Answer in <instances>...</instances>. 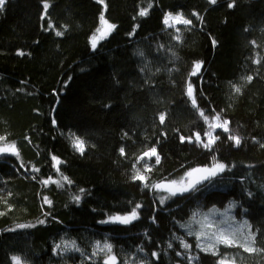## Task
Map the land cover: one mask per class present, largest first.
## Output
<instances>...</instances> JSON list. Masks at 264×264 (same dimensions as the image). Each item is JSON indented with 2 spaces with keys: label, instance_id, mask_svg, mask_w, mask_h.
I'll return each mask as SVG.
<instances>
[{
  "label": "trees",
  "instance_id": "16d2710c",
  "mask_svg": "<svg viewBox=\"0 0 264 264\" xmlns=\"http://www.w3.org/2000/svg\"><path fill=\"white\" fill-rule=\"evenodd\" d=\"M168 13L192 24L167 27ZM101 15L115 28L93 49ZM217 113L229 132L215 129L206 149L194 134L207 142ZM0 137L18 151L0 157V264H103L97 242L112 246L116 264H264V0H5ZM153 147L159 163L140 159ZM216 162L227 165L222 174L186 196L151 187ZM137 171L147 179L133 180ZM50 177L63 186L43 184ZM231 204L258 251H203L183 225ZM136 205L131 223L101 222Z\"/></svg>",
  "mask_w": 264,
  "mask_h": 264
},
{
  "label": "snow or ice",
  "instance_id": "6c2138e0",
  "mask_svg": "<svg viewBox=\"0 0 264 264\" xmlns=\"http://www.w3.org/2000/svg\"><path fill=\"white\" fill-rule=\"evenodd\" d=\"M102 2V0H101ZM210 2L212 4H215L216 3V0H210ZM5 3V0H0V9H2L3 5ZM233 4H229V7H232ZM44 8L45 10L48 8V4L45 3L44 4ZM147 14V10L145 9H141V11L139 12V15L140 16H144ZM193 15H197L196 13H193ZM170 20L172 21H175L176 23H180V24H184V25H190L192 24V21L190 19H185L183 18L182 14H177L176 16H173L171 13H168L165 15L164 17V20H163V23L166 25V26H172L170 25ZM100 21L102 23V27L101 28H98L97 29V33L99 35H93L91 37V45L93 47V49L96 48V45L98 43V41L100 39H103L104 36H105V33L107 30H110V29H114L115 28V25H112V24H109L103 15H101L100 17ZM56 35L57 36H60V35H63L62 32L60 31H57L56 32ZM174 39L176 40H179L180 37L179 36H176L174 37ZM254 43V42H253ZM23 54V53H21ZM139 55L143 56V52H140ZM256 63H259V61H255ZM201 67V64L199 62L195 63L194 65V70L192 72V75H195L196 72L200 69ZM246 79L248 81H251L252 80V77L251 76H248L246 77ZM233 89L235 92L239 93L241 91L240 87L236 86V85H232ZM187 95L189 97L192 98V105L193 107H197L196 105V101H195V98L193 96V88H192V85L189 84L188 85V88H187ZM200 116L204 118L205 122H208V117L205 116L204 112L203 111H200ZM160 122L163 123L164 122V115L161 114L160 117ZM214 120L217 121L216 123H209V131H206L204 133V136L207 137V142H204L202 139H201V135L200 133H195V142L197 144H200L202 145L204 148L206 149H211V146L216 142V140L219 139V136L217 135H213V132L215 129H222L223 132L227 133L229 132V128H228V124H229V121L227 120H223V122H218L220 121V115L217 113L216 116L214 117ZM53 123H55L53 121ZM74 136V134H73ZM4 139V137H0V140ZM181 139V142H184L185 141V137L181 136L180 137ZM228 139L230 140H233L235 142V145L236 146H239L240 145V138L237 137V136H229ZM188 142H192V137H188L187 138ZM73 147L76 151H79L81 154H83L84 150H85V142L80 138V137H76L74 136L73 138ZM262 147H264V145H262ZM5 152H11L12 154H16L18 155V151L16 149V145L14 143L6 146V147H2L0 148V153H5ZM120 152L121 154L123 155L124 154V149L121 148L120 149ZM144 157H156V163H159V155L157 154V150L155 147L151 148L149 151H145L143 153V156L140 157V159H143ZM52 161L54 162V166H56V170L57 172H59V165L61 163V161L59 160L58 157L56 156H52ZM23 166V165H21ZM227 167V165L223 164V163H219V162H216L212 165V167H204V168H196V169H192L190 172H188L186 174V176L190 177L192 176V173L193 172H203V173H207V175H205L203 177V179H209L211 176H214L216 174H218V172H222L225 170V168ZM36 171H39V169H36ZM147 178L143 175H141L139 173V171H137L136 175L133 176V180H140V181H145ZM63 180L67 181L68 183H71V181L68 180L67 177H63ZM52 182V183H56L58 186L62 187L63 185L60 184L58 181H55V180H51V177L49 179H46L43 182V184L47 185L49 182ZM199 181H197L198 183ZM178 182L177 181H171L169 182V184L171 185H174V184H177ZM145 187H148L149 185L147 183H145L144 185ZM151 187L153 188H157V189H165V190H168L170 192V195H176L177 193L175 191H171V189L164 185L163 183L161 184H155V185H151ZM191 187H194L193 184H189V187H185V188H182L181 191H188L189 188ZM81 192H83L84 190L81 189L80 190ZM73 199L77 202H79L80 200V196L79 195H76L73 197ZM163 199L161 200V202H163ZM45 202L48 203V204H51V201L47 200V198L45 197ZM140 205H136L132 211L128 214H125L123 216L121 215H116V216H110L108 218L107 221H101L102 223H108V222H112V223H122V224H128V223H131L132 220H135V219H138L139 216H138V212H137V208H139ZM41 223H43V221H41ZM20 227H26L25 225H20ZM205 227H208V228H211L212 225L210 223H207V221L205 220V222H201V231L200 232H197L195 235H196V239L197 241H199L201 239V237L207 235L203 229ZM189 234H192V233H189ZM215 239L216 243H223L225 246L227 247H233V246H237V243H236V238H235V233H232L231 235V238L229 236H226L224 235V233L221 231L219 232L218 234L217 233H212L209 235V239ZM249 243H252L254 244L255 243V234L254 233H249V235L247 237H245V242L243 243H240L238 246L243 248V250L245 252H249V253H252V252H256L258 251V249L254 248V247H250L249 246ZM198 247H200L199 243L197 245ZM57 249L61 248V245L60 244H57L55 246ZM71 247L74 248L76 251H79V248H77L75 246V242H72L71 244ZM96 247L99 248L101 251H106L107 255H106V258L104 259V262L103 264H116V261H117V258L114 256V255H111V252H112V246L108 243H104L103 246L100 245V242H97L96 243ZM169 247H171V245H169ZM185 248L187 247H190L189 245L185 244L184 245ZM64 250L67 251L69 250L68 249V245L65 244L64 246ZM203 251H212L213 255H216L217 253L214 251V245H209L208 247H205V248H202ZM96 253L94 252L93 255H95ZM153 256H156L157 253H153L152 254ZM12 261L14 262V264H22L21 262V259L20 257H17V256H13L12 257ZM218 264H229V262L227 261V258H222L218 261Z\"/></svg>",
  "mask_w": 264,
  "mask_h": 264
},
{
  "label": "rangeland",
  "instance_id": "374dc122",
  "mask_svg": "<svg viewBox=\"0 0 264 264\" xmlns=\"http://www.w3.org/2000/svg\"><path fill=\"white\" fill-rule=\"evenodd\" d=\"M173 16H176V15H173ZM169 23L172 26H167V27H177L180 25H184V24L176 23L175 21H172V20H170ZM101 27H102V23H101L99 28H101ZM112 30L113 29L107 30L103 39L107 38L108 35L112 32ZM95 35H99V34L96 32ZM103 39H100L98 41L97 45ZM69 137H70L71 143L73 144L74 136L70 135ZM2 147H6V146H0V148H2ZM7 154H10V152L0 153V157L3 155H7ZM188 182H189V179L187 177V179H185L183 182L178 183V186L179 187H186ZM234 208H235L234 204L229 205L225 209H219V208L214 207V208L210 209V211L206 212L203 215H202V213H200V214L198 213L197 216H195L192 220H190L188 223H185L183 225V227L188 233H192V235H195L197 232H200L202 230L201 229V222H205V220H206L207 223H210L212 225V227L211 228L205 227L203 229V231L207 235L201 237V239L199 240L201 248L208 247L209 245H214V251L217 253L219 246H221V245L225 246V245L223 243H216L214 238L209 239V235L212 233L218 234L221 231L224 233V235L229 236L230 238H231L232 233H235L236 243L238 246L240 243L245 242V237H247L250 232L251 233H254V232H253V229H252L250 223L247 220H243V221L238 222L234 218V216L232 214V211ZM228 211H231V214ZM208 215H210V216L208 217ZM121 216H123V215H121ZM135 220H132V222ZM249 246L255 248V243L254 244L249 243ZM205 252L212 253V251H205ZM22 264H24V263H22Z\"/></svg>",
  "mask_w": 264,
  "mask_h": 264
},
{
  "label": "water",
  "instance_id": "95a60500",
  "mask_svg": "<svg viewBox=\"0 0 264 264\" xmlns=\"http://www.w3.org/2000/svg\"><path fill=\"white\" fill-rule=\"evenodd\" d=\"M12 155L18 156L16 154H12ZM221 174H222V172H218V174H216L214 176H211L209 179H203V177L205 175H207V173L193 172L192 176L188 177L189 182H188L186 187H189L190 183L193 184L194 187H191V188H189L188 191H183V192L181 191V189L185 188V187H179L177 184L171 185V184H169V182H164L163 184L168 186L171 189V191H175L177 193L176 195H172V196H174V197H182V196H186V195L192 193L196 189H198V188L202 187L203 185L209 183L211 180H213L214 178L220 176ZM197 181H199V182L197 183ZM158 191L167 192V193L170 194V192L168 190H165V189H158Z\"/></svg>",
  "mask_w": 264,
  "mask_h": 264
}]
</instances>
